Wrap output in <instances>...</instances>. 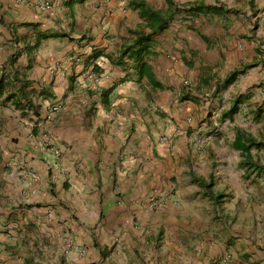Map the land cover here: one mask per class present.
I'll use <instances>...</instances> for the list:
<instances>
[{"label":"crops","instance_id":"0c3cea01","mask_svg":"<svg viewBox=\"0 0 264 264\" xmlns=\"http://www.w3.org/2000/svg\"><path fill=\"white\" fill-rule=\"evenodd\" d=\"M41 1L0 0V264H34L30 252H48L46 243L68 231L78 244L93 246L101 232L109 249L119 236L133 252L152 235H183L187 207L168 201L153 211L140 203L169 190L172 158L186 157L175 145L187 142V132L165 143L164 126L174 134L191 115L186 110L197 107L162 105L155 95L179 94L182 79L199 82L207 68L217 72L224 44L226 56L233 55L225 58L224 75L247 62L245 53L256 46L241 37L247 21L264 15V0H247L246 9V0H143L173 12L167 27L154 33L132 0H84L72 7L69 0H49L51 11L39 9ZM199 4L221 11H185ZM229 16L231 24L224 22ZM135 30L151 33L145 61L161 87L141 78L130 53L121 55ZM186 95L197 99L195 91ZM51 105L60 108L47 119ZM158 110L165 112L161 122ZM202 230L192 228L190 235L204 237ZM201 245L199 264L225 251L212 241ZM250 254L264 264L259 250Z\"/></svg>","mask_w":264,"mask_h":264},{"label":"rangeland","instance_id":"374dc122","mask_svg":"<svg viewBox=\"0 0 264 264\" xmlns=\"http://www.w3.org/2000/svg\"><path fill=\"white\" fill-rule=\"evenodd\" d=\"M243 5L242 9H246L248 1ZM241 14L247 18L245 12ZM224 22L231 24L233 18L229 16ZM246 24L249 27L246 25L241 38L245 41L253 39L256 47L245 53L247 62L235 68L238 74L234 80L225 81L229 76L224 75L225 58L233 55L226 56L227 46L224 44L219 46L223 60L217 72L207 68L202 71L199 82L196 77L182 79L179 94L164 91V99L161 94L155 95L156 100L164 102L162 105L193 103L197 108L186 110L191 115L187 112L181 118L184 126L181 125L180 130L177 127L174 134L167 132L164 126L162 136L165 143H172L171 138L174 141L179 132L180 137L186 136L187 132V144L183 142L178 148L174 144L175 152L182 149L186 157H183V151L181 157L172 156V173L166 182L169 190L155 191L140 206L154 211L168 201L178 202L190 212L189 218L183 214L180 220L190 219L186 224L189 230H181L183 235L175 232L169 237L165 232L157 237L152 235L151 239L138 243L136 252L126 247L119 236L113 237L114 245L109 249L101 232L97 236L98 245L93 246L88 240L78 244L68 231L62 240L51 239L46 243L48 252H30L34 264H199L198 252H203V240L212 241L214 246L225 250L222 255L211 258L208 264L223 263L227 257L229 260L226 259L225 264H255V258L250 254L253 249L264 256V171H250L249 174L241 165V151L233 147L239 130L251 134L261 143L252 147V155L264 164V15ZM253 52L258 60L248 61ZM191 91L197 93L194 95L196 101L185 98ZM151 102L149 105H156ZM229 111L232 114L226 115ZM162 112L156 111L157 114ZM162 115L159 114L160 122ZM160 125L159 130L163 123ZM199 179L211 186L203 187ZM210 190L213 195H219L218 200L208 193ZM192 228L203 229L200 233H204V237H207L205 233L209 234L211 238L191 236ZM70 239L74 247L66 250Z\"/></svg>","mask_w":264,"mask_h":264},{"label":"trees","instance_id":"16d2710c","mask_svg":"<svg viewBox=\"0 0 264 264\" xmlns=\"http://www.w3.org/2000/svg\"><path fill=\"white\" fill-rule=\"evenodd\" d=\"M78 1L81 2L84 0H69L67 4L69 7H72ZM132 7L139 10L140 16L145 20H147L148 25L152 29L153 33L157 30H164L169 24V20L172 17L171 15H173V12H166L159 9H155L149 6L143 0H137V1L132 0ZM185 11L189 12V14L209 13V12L219 13L221 11V8L213 9V7L206 6L204 4H199V5L191 6L189 9H186ZM133 34L136 35L134 41L131 44L126 45L125 48H123L121 55L130 53V57L134 58V61L137 64V68L139 70V74L141 78H143V76H146L149 83H151L153 86L161 87L162 84L155 77L151 65L147 61H145V56L150 54L148 47L151 40V33L145 34V32L135 30L133 31ZM141 45L142 47H140ZM237 74H238L237 70L231 72L225 81L230 82L234 80ZM2 85L3 83L0 84V89ZM11 96L12 95H9V97ZM21 96H25L23 85H21ZM230 114H232V111L226 113V115H230ZM260 144L261 143L258 142L254 136L243 130L238 131V134L235 140L233 141V147L241 151L243 157L241 160V165L249 171V174L250 171L252 172L256 171L258 173L264 171V164L254 159L251 152L253 146H260ZM199 181L201 182V185L205 188H209V186H211V184H207L204 181V179H199ZM208 193H210L215 200H218L219 195H213L212 190L208 191Z\"/></svg>","mask_w":264,"mask_h":264},{"label":"built area","instance_id":"2783aa9c","mask_svg":"<svg viewBox=\"0 0 264 264\" xmlns=\"http://www.w3.org/2000/svg\"><path fill=\"white\" fill-rule=\"evenodd\" d=\"M54 7H55V5L53 4V2H51L49 0L48 1L47 0L46 1H41L39 3V9H41L42 11H51V10L54 9ZM88 76H89V78H91L93 80H96V74L94 72H90ZM59 108H60L59 105H51L50 109L48 111V114H47V119H51L53 117V115L57 111H59ZM41 145L44 146V147L47 146L46 143H41ZM55 153H59L58 150L55 151ZM66 245H67L66 250H69V249L73 248L74 247L73 240L72 239L68 240ZM228 258L229 257H227L226 259L229 260ZM226 259L223 261V263H217V264H225Z\"/></svg>","mask_w":264,"mask_h":264}]
</instances>
